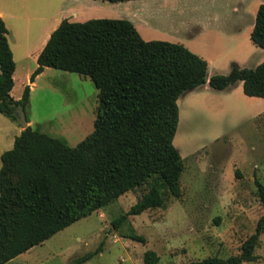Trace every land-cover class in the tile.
I'll use <instances>...</instances> for the list:
<instances>
[{
	"label": "rangeland",
	"instance_id": "obj_1",
	"mask_svg": "<svg viewBox=\"0 0 264 264\" xmlns=\"http://www.w3.org/2000/svg\"><path fill=\"white\" fill-rule=\"evenodd\" d=\"M12 1L0 0V7L16 10V17L8 18L12 29L34 30V44L25 50L12 40L16 68L10 95L19 100L37 67L43 37L56 23L52 12L60 0ZM148 3L151 9L137 18L139 34L200 52L208 62L207 79L215 73L227 74L232 62L254 68L264 61V48L250 39L264 0ZM129 15L123 4L113 12L74 21ZM36 77L23 108L26 120L31 121L28 125L76 146L94 128L98 90L93 81L84 74L53 67H44ZM177 103L179 121L173 144L185 164L179 198L166 193L162 207L130 215L114 228L112 221L147 191L151 179L58 231L11 264L23 259L27 264H70L99 247V253L80 264H143L147 250L159 255L157 264H188L208 256L238 254L263 213L255 179L264 183V97L246 95L241 82L222 90L205 82L182 93ZM20 127L17 120L0 113V154L13 147ZM132 233L144 236L146 242L132 239ZM254 254L255 261L242 264H264V229Z\"/></svg>",
	"mask_w": 264,
	"mask_h": 264
},
{
	"label": "trees",
	"instance_id": "obj_2",
	"mask_svg": "<svg viewBox=\"0 0 264 264\" xmlns=\"http://www.w3.org/2000/svg\"><path fill=\"white\" fill-rule=\"evenodd\" d=\"M7 33L0 17V113L16 120L14 104L25 107L30 87L25 86L19 100L10 95L15 63ZM250 39L264 48V4L258 7ZM44 67L77 72L93 81L98 90L94 128L72 147L28 125L1 154L0 264L151 179L147 191L112 221L114 228L130 215L162 207L166 193L179 198L185 164L173 139L182 93L206 81L217 90L242 81L246 95L264 97V61L254 68L232 62L227 74L207 79L204 58L179 43L143 39L127 19H63L38 54L31 82ZM255 186L263 213L240 252L188 264L257 259L254 250L264 229V183L256 178ZM129 237L146 242L136 233ZM100 251L99 247L70 264L83 263ZM159 259L154 250L143 254V264H157Z\"/></svg>",
	"mask_w": 264,
	"mask_h": 264
},
{
	"label": "crops",
	"instance_id": "obj_3",
	"mask_svg": "<svg viewBox=\"0 0 264 264\" xmlns=\"http://www.w3.org/2000/svg\"><path fill=\"white\" fill-rule=\"evenodd\" d=\"M9 1L11 3H13L12 0H9ZM104 2H109L110 4H106ZM123 4L128 6L129 14H130L129 16L130 17H127L128 19L127 18H116V19H127V20L132 22V24L134 25V27L136 29H138L137 28V24H138L139 20L137 18L140 15H142V13L146 10V8L147 9L148 8L151 9L150 6H149L148 0H127V1H120V2H110V1H106V0H60L58 2V6L52 12L53 15H54L56 23H55V25H53L51 27V29H49L47 31V33L43 37V40H42V43H41L42 47H41V49H39V51L37 53V56L40 53V51L43 49V47L45 46L48 38L50 37V34L53 32V30L59 25V23L63 19H68L69 21H74L75 19L77 20V18H83V17L89 18L88 16H90V14L99 13V12H105V11L113 12L114 10H116V8L122 6ZM154 8H156L157 10L160 9V7H156V6ZM15 12H16V10L13 9V8H9L8 9L6 7H0V17L3 19V21L5 23V26L8 29L7 40H8L10 49L12 51L13 60H14V63H15V68H16V60H15L14 49L12 47V40H13L15 46H17V47L20 46V47H22V49L25 50V49L29 48V45L31 43L34 44V30H31L29 27L23 28L21 30H13L12 27L8 23V18L16 17V13ZM38 14H41L40 16L44 17V16H42L43 14L40 11H38ZM67 14H69V17L65 18V16ZM102 18H112V17H102ZM77 22H80V21H77ZM145 40H147V39H145ZM179 44H181V43H179ZM182 45H184V44H182ZM186 46H188V45H186ZM191 50H193V49H191ZM193 51H195V50H193ZM194 53H196L199 56H201L200 52H198V51H195ZM201 57L204 58L203 56H201ZM240 66L244 67L242 65H240ZM14 71H15V69H14ZM13 81H14V73H13ZM206 82H208V81H206ZM238 82L242 83V81H237L235 84H237ZM34 84H35L34 80L32 82L29 81L30 89H31V87ZM229 87H227V88H229ZM190 91H192V90H190ZM16 100H18V99H16ZM30 123H31V121L27 120V124H30ZM22 129L23 128L21 126L20 127V132L22 131ZM20 132H19V134H20ZM1 154H0V156H1ZM32 248H30L29 250L17 255L16 257H14L13 259L9 260L5 264H11V263L17 261L20 257H22L27 252H29ZM17 263L18 264H27V259H23V260H21L20 262H17Z\"/></svg>",
	"mask_w": 264,
	"mask_h": 264
},
{
	"label": "water",
	"instance_id": "obj_4",
	"mask_svg": "<svg viewBox=\"0 0 264 264\" xmlns=\"http://www.w3.org/2000/svg\"><path fill=\"white\" fill-rule=\"evenodd\" d=\"M14 106L16 107V113H15L16 120L19 122V124H21L22 128L25 129L28 126V124L24 109L21 106V104H14Z\"/></svg>",
	"mask_w": 264,
	"mask_h": 264
}]
</instances>
